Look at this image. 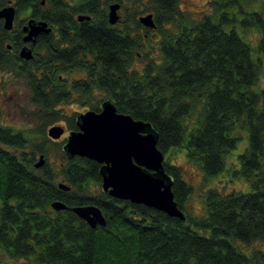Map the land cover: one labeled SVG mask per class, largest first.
Wrapping results in <instances>:
<instances>
[{"label": "trees", "instance_id": "1", "mask_svg": "<svg viewBox=\"0 0 264 264\" xmlns=\"http://www.w3.org/2000/svg\"><path fill=\"white\" fill-rule=\"evenodd\" d=\"M131 1L140 7L150 3L167 21L181 14L179 0ZM239 1L215 2V14L201 22L183 20L191 28L180 26L178 35L164 38L161 61L146 53L148 63L140 72L128 71L137 47L126 43L93 44L88 48L93 60L83 65L91 77L89 94L105 91V100L113 101L120 113L152 125L159 150L169 155L186 149L188 158L209 177L224 172L226 157L248 131L249 145L234 174L243 177L251 190L231 194L213 190L206 198V216L191 217L186 204L192 186L183 171L165 158L164 168L173 179L174 199L186 214L185 222L112 198L101 189L100 164L69 159L63 144L47 136L49 126L66 119L70 129H76V123L58 109L70 95H58L46 83L42 138L0 127V251L34 264H264V90L253 89L261 63L234 30H225L232 21L228 11ZM256 16L264 27L262 17ZM2 29L0 22V33ZM120 49L123 62L113 58ZM48 54L46 67L52 70L53 51ZM92 110L99 111L98 106ZM49 144L60 145L65 163H51ZM38 155L46 158L40 169L34 168ZM60 183L71 190L63 191ZM94 185L99 187L97 193ZM55 201L69 208L96 205L107 226L92 229L70 209L55 211L51 207Z\"/></svg>", "mask_w": 264, "mask_h": 264}, {"label": "flooded vegetation", "instance_id": "2", "mask_svg": "<svg viewBox=\"0 0 264 264\" xmlns=\"http://www.w3.org/2000/svg\"><path fill=\"white\" fill-rule=\"evenodd\" d=\"M113 5L118 6L114 22L111 21L110 16ZM6 7L15 9V19L11 30H6L4 20L0 19L3 28L0 33V127L16 132L25 131L32 139H39L43 136L39 130L43 128L44 124L41 119L43 110L41 100L46 90V83H51L50 85L58 95L62 94L65 97L70 95L71 97L73 93L80 92V97L90 101L88 90L91 89V77L85 65L86 61L91 63L93 60V54L88 49L90 46L100 42L105 47L124 46L125 43L137 47L135 58L128 67V71L140 72V66L138 67L135 63L142 60L144 54L138 50V47L162 46L164 38H171V35H167L165 32L175 29L176 31L172 32V35H178L180 26L182 28L186 26L191 28L192 26L191 24H182L181 20L186 21L187 18L185 13L181 12V0L178 4L181 14L170 17L168 21L166 16L153 9L141 12L139 4L131 0H0V10ZM148 15L153 16L156 24L155 29L148 28L141 23V18ZM203 19L204 17H200L197 23ZM29 25L42 27L41 33L33 41H26L29 31L26 32L25 29ZM24 47L31 49L32 57L30 59L21 56ZM51 50L53 51V65L52 70H48L46 60H49L48 52ZM119 51L121 53L113 58L118 62H123L124 51L122 49ZM79 62L81 63L77 66ZM75 74L82 75V77L78 79ZM82 88L86 90H81ZM5 91L7 92L5 93ZM26 100L31 105V115L34 118L32 120H37L38 125L20 128L7 124L3 117V111H9L11 107V111L18 115L17 112L25 107ZM106 101L114 104L113 101L104 98L102 102L96 104L99 111L92 110L93 105H91L90 111L100 113L102 105ZM70 104V102H63L58 109L65 110L64 106ZM87 112L89 111L85 113ZM118 113L120 112L118 111ZM80 115L69 117L72 122L76 123V129H70L68 123H64L63 126L61 124L51 126L50 128L61 126L65 133L59 140L49 139L56 143H62L64 147L70 132L79 131L77 119ZM49 129H47V136ZM40 156H37L34 168ZM101 167L100 164V169ZM68 209L71 210L69 207L66 210Z\"/></svg>", "mask_w": 264, "mask_h": 264}, {"label": "water", "instance_id": "3", "mask_svg": "<svg viewBox=\"0 0 264 264\" xmlns=\"http://www.w3.org/2000/svg\"><path fill=\"white\" fill-rule=\"evenodd\" d=\"M117 8V5L111 7L112 22L115 21ZM0 19L4 20V28L11 30L15 9L6 7L0 10ZM141 23L148 28H156L152 15L142 17ZM41 29L29 25L25 29L29 31L26 41H33ZM21 56L30 59L31 49L24 47ZM77 126L79 131L70 132L63 151L69 159L80 157L101 164L100 175L105 193L186 221V214L174 199L173 179L164 168L165 154L158 149V134L150 123L120 114L112 102L106 101L100 113L89 111L80 115ZM64 133L61 126L48 130V136L53 140H59ZM45 164L46 158L41 155L35 168L40 169ZM59 188L64 191L71 189L63 183L59 184ZM51 207L57 212L68 208L62 201L53 202ZM71 211L92 229L107 226V219L97 206H77Z\"/></svg>", "mask_w": 264, "mask_h": 264}, {"label": "rangeland", "instance_id": "4", "mask_svg": "<svg viewBox=\"0 0 264 264\" xmlns=\"http://www.w3.org/2000/svg\"><path fill=\"white\" fill-rule=\"evenodd\" d=\"M221 0H181V12L185 13L189 23H197L200 17L213 16L215 14V2ZM147 7H141L142 10H151L153 6L150 3ZM232 21L227 24L225 30H234L246 42L252 51L253 59L261 63V72L258 83L253 87L255 91L264 90V27L258 20L256 15L262 17L264 21V0H240L239 4L228 11ZM245 20L251 24L245 25ZM183 21V20H181ZM175 29L165 32L167 35H172ZM145 55L148 53L149 58L161 61V46L154 45L152 47H145L141 50ZM148 62L145 56L142 60H138L135 64L142 69ZM76 78H81L82 75L75 74ZM1 79V78H0ZM7 91H5L6 93ZM1 95V92H0ZM80 92H75L71 95L69 106H64L65 110L61 113L66 118L74 115L84 114L91 110V105H96L102 102L106 93L101 90H94L90 94V101L80 97ZM4 98V97H3ZM6 99V97H5ZM5 102V101H4ZM11 108V107H10ZM9 108V111H3V117L7 124L23 128L24 126L38 125L37 120H32V109L29 101L26 100L25 107L18 111L15 115ZM64 117V118H65ZM34 119V118H33ZM67 123L66 119L60 123L62 126ZM51 126L47 127L49 129ZM247 131V130H246ZM242 139L239 141L237 148L233 150L226 157L225 170L221 174L209 177L206 175L201 166L188 158L186 149H177L174 152L166 155V161L172 166H177L184 173L185 179L192 186V194L186 204V212L194 218H203L206 216V198L208 194L217 190L221 194H231L233 192H249L251 190L250 184L243 178L235 176L234 172L240 169L239 156L245 152L249 145V132L242 133ZM50 147V161L51 163L60 166L63 161V154L60 145L49 144ZM161 151V150H160ZM99 187L92 186L94 193H97ZM102 189V188H101ZM202 233V232H201ZM251 249V248H250ZM0 264H34L29 259L18 258L12 259L5 250L0 251Z\"/></svg>", "mask_w": 264, "mask_h": 264}]
</instances>
